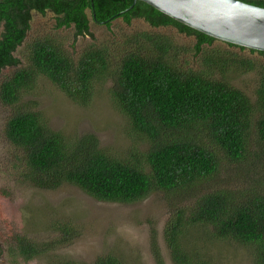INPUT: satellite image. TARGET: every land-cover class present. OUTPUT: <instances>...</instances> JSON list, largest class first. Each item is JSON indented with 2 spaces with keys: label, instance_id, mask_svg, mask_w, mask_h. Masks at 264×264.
Returning <instances> with one entry per match:
<instances>
[{
  "label": "trees",
  "instance_id": "1",
  "mask_svg": "<svg viewBox=\"0 0 264 264\" xmlns=\"http://www.w3.org/2000/svg\"><path fill=\"white\" fill-rule=\"evenodd\" d=\"M242 1L264 7V0ZM33 11L52 12L55 28L74 27L76 37L93 35L91 19L109 27L119 17L127 24L141 18L150 28L131 35L128 42L135 46L122 53L112 77L108 47L92 43L70 54L48 35L28 41L27 65H22L15 53L28 38ZM0 25V75L22 65L0 82L1 103L17 104L44 76L86 106L98 81L110 77L115 107L147 144L139 158H123L106 151L93 134H65L52 129L41 111L18 109L4 132L19 151L24 181L48 190L69 183L111 202L133 203L159 190L172 193L176 205L163 236L174 264H221L222 252L213 249L224 242L250 247L253 264H264V65L254 99L216 77L219 71L255 69L246 54L264 57V51L211 37L141 0H0ZM166 26L194 37L190 50L199 56L197 69L181 60L180 52L188 48L158 31ZM225 166L234 168L229 185L216 181L213 187ZM64 232L70 238L69 230ZM151 235L157 264H164L155 229ZM15 237L16 252L26 259L54 246ZM66 241L62 236L57 243ZM93 264L126 263L108 254Z\"/></svg>",
  "mask_w": 264,
  "mask_h": 264
},
{
  "label": "rangeland",
  "instance_id": "2",
  "mask_svg": "<svg viewBox=\"0 0 264 264\" xmlns=\"http://www.w3.org/2000/svg\"><path fill=\"white\" fill-rule=\"evenodd\" d=\"M54 16L50 11L46 14L33 11L28 38L15 53L22 65H27L28 41L48 35L70 54H76L92 43L108 47L112 51V77L122 53L135 46L128 42L131 35L150 28L141 18L127 24L119 17L112 20L109 27L91 19L90 31L93 35L76 37L74 27L56 29ZM158 31L175 40L179 48L189 49L180 52L181 60L186 61L187 67H199V56L190 50L194 43L193 36L179 32L174 26H166ZM246 55L254 62L255 69L227 75L219 71L216 77L231 82L254 99L264 57L256 53ZM22 65L3 69L0 82ZM111 86L110 77L98 81L92 100L83 106L40 76L17 104L0 102V246L3 250L0 264H93L99 257L108 254L122 257L126 264H157L151 243L153 229L157 232L164 264H174L163 236L170 211L176 205L172 193L154 191L141 201L124 203L98 200L69 183L54 190L37 188L21 178L19 151L5 137L6 121L16 110H37L42 112L54 130L79 136L93 134L109 153L127 159L139 158L147 144L140 141L125 115L115 107L109 91ZM257 118L258 114H255L253 120ZM233 170L225 166L220 178L211 181L212 186L217 185L216 181L229 185L227 178L234 174ZM237 186H242V182ZM65 230H69L70 238ZM16 235H26L38 245L54 242V246L26 259L16 252ZM62 236L67 241L57 243ZM215 250L222 252L221 264H253L252 249L248 246H232L224 242L217 243Z\"/></svg>",
  "mask_w": 264,
  "mask_h": 264
},
{
  "label": "water",
  "instance_id": "3",
  "mask_svg": "<svg viewBox=\"0 0 264 264\" xmlns=\"http://www.w3.org/2000/svg\"><path fill=\"white\" fill-rule=\"evenodd\" d=\"M141 1L211 37L264 51L263 6L242 0Z\"/></svg>",
  "mask_w": 264,
  "mask_h": 264
}]
</instances>
